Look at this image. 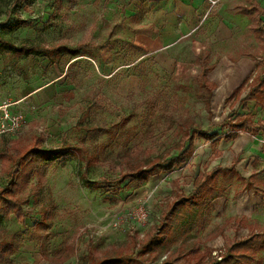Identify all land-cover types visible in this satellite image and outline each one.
<instances>
[{
  "label": "rangeland",
  "instance_id": "1",
  "mask_svg": "<svg viewBox=\"0 0 264 264\" xmlns=\"http://www.w3.org/2000/svg\"><path fill=\"white\" fill-rule=\"evenodd\" d=\"M123 7L121 0H26L21 7L0 0V38L17 45L90 47L48 58L0 43V188L9 180L1 158L6 146L37 136L48 147L65 149L50 162L42 193L34 195L35 178L21 193L24 220L0 215V242L16 245L0 264H90L92 257L136 255L134 239L139 243L161 225L167 245L139 257L140 264L159 262L180 244L204 253L211 248L218 256L227 239L250 232L236 229L229 217L245 215L264 227V205L253 189L264 187V133L226 137L228 119L246 109L264 126V104L249 101L245 109L232 98L222 103L229 90L225 77L238 79L227 60L212 72L221 83L214 98L193 77L176 80L166 59L144 55L127 35ZM259 47L256 54L264 53ZM223 52L215 53L218 63ZM258 71L264 74V67ZM194 129L220 136L211 142L195 135L192 153L172 171L124 178L139 166L168 163ZM214 169L223 196L202 215L190 206L170 213L177 198L191 192L194 178ZM166 223L174 226L172 234ZM259 257L264 264V250Z\"/></svg>",
  "mask_w": 264,
  "mask_h": 264
},
{
  "label": "trees",
  "instance_id": "2",
  "mask_svg": "<svg viewBox=\"0 0 264 264\" xmlns=\"http://www.w3.org/2000/svg\"><path fill=\"white\" fill-rule=\"evenodd\" d=\"M26 0H14L17 7H21ZM19 23L23 21L18 20ZM255 29H257L255 27ZM0 43L18 54H44L48 58H52L61 53H68L77 55L82 49H89V45L81 43L75 47L69 46L67 43H57L50 47L41 46L33 42H25L20 45L14 44L11 41L0 38ZM202 70L195 78L199 85L205 87L210 93L215 88V84L208 79V73L212 69L208 66L209 60L201 57ZM249 79L245 80L237 89L234 90L232 96L238 98L242 92L249 87L247 95L244 97L243 107L247 108V101L254 100L256 106L264 104V76L257 77L248 84ZM231 96V97H232ZM230 98V97H229ZM228 98V99H229ZM226 99V100H228ZM228 131L226 137L234 139L240 131L253 134L255 131H262L264 133V126L257 125L253 117L249 113L237 114L234 118H229L227 123ZM195 135H200L207 141L215 142L220 135L217 133H209L202 129H194L192 133H188L184 140L185 149L178 155L169 159L168 163L161 164L156 167L155 164H150L142 169L140 166L130 173H125L124 178L130 177L134 180H144L148 176L158 174L162 171H172L176 165L185 162L186 158L192 153L194 148ZM34 140L27 144L13 143L6 146L1 152L3 164H8L9 180L0 188V215L3 212L14 213L18 218L26 217V212L23 207V200L21 193L27 188L32 179H36L33 186L34 195H40L42 189L46 184V170L50 162L64 155L61 148L48 147L44 145L43 137H33ZM189 143L186 145V140ZM72 148V147H70ZM82 151V149H78ZM84 153V152H83ZM87 158V155H84ZM90 161L93 157L89 158ZM234 169V165L222 170L230 171ZM219 169L204 171L199 173L193 182V189L188 195H181L170 207V213H178L185 207L190 206L196 213L202 215L208 203L215 198L223 196V189L218 185ZM255 175L252 174L251 177ZM250 177V178H251ZM254 191L260 196L264 205V187L261 184H256L253 187ZM50 214V210L47 209ZM49 216V215H47ZM168 218V216H165ZM236 226V229L241 227H248L250 232L247 236L239 238L234 236L227 239L224 243V252L218 256L212 254L213 250L207 248V253H204L199 246H190L180 244L178 247L165 253V257L154 264H261L262 259L259 257V252L264 250V227L252 224L248 217L243 215L240 217L231 216L227 220ZM167 224V223H166ZM165 224V225H166ZM168 227L167 233H173L174 226L171 224ZM163 225L155 227L156 229L149 233L139 243L135 242L134 247H138L136 255L121 254L117 257L100 260L92 257L90 264H140L139 257L149 255L152 252L158 253L162 251L167 245L166 237L164 236ZM221 229V228H220ZM212 238L217 236L213 233ZM16 248L14 243L0 242V259L4 258ZM218 257H221L218 259Z\"/></svg>",
  "mask_w": 264,
  "mask_h": 264
},
{
  "label": "crops",
  "instance_id": "3",
  "mask_svg": "<svg viewBox=\"0 0 264 264\" xmlns=\"http://www.w3.org/2000/svg\"><path fill=\"white\" fill-rule=\"evenodd\" d=\"M121 2L128 19V25L125 26L127 35L143 50L144 55L157 54L162 60L166 59L169 67L172 66L176 80L188 77L195 79L202 70L200 58H207L208 66L212 68L208 79L215 84L212 91L214 98L221 83L212 77V72L227 60L238 79L233 82L230 74L225 77L229 90L222 103L232 98L243 107L242 100L249 87L238 98L232 96L234 90L247 79L250 84L254 78L264 76L258 75L259 68L264 67L261 65L264 53L256 54L259 46L264 50V0H216L215 4L213 0ZM175 50L184 52L174 57L172 53ZM220 50L224 52L220 54L218 63L215 53H220ZM168 53L171 59L167 58ZM246 110V114L249 113Z\"/></svg>",
  "mask_w": 264,
  "mask_h": 264
},
{
  "label": "built area",
  "instance_id": "4",
  "mask_svg": "<svg viewBox=\"0 0 264 264\" xmlns=\"http://www.w3.org/2000/svg\"><path fill=\"white\" fill-rule=\"evenodd\" d=\"M213 3L215 4L216 3V0H213ZM7 113V112H6ZM218 258H221V257H218Z\"/></svg>",
  "mask_w": 264,
  "mask_h": 264
}]
</instances>
